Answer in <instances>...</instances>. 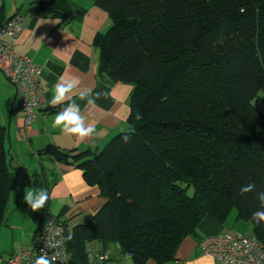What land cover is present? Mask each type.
<instances>
[{"label": "trees", "instance_id": "trees-1", "mask_svg": "<svg viewBox=\"0 0 264 264\" xmlns=\"http://www.w3.org/2000/svg\"><path fill=\"white\" fill-rule=\"evenodd\" d=\"M91 1L111 21L93 42L99 71L131 93L126 129L100 150H44L104 198L85 223L64 220L69 264H88L89 241L114 244L133 264L163 263L203 216L223 222L232 210L264 243V223L252 220L264 193V112L253 104L264 94V0ZM30 11L71 16L66 0ZM6 148L0 124V224L14 187ZM42 183L32 176L33 189Z\"/></svg>", "mask_w": 264, "mask_h": 264}, {"label": "crops", "instance_id": "crops-1", "mask_svg": "<svg viewBox=\"0 0 264 264\" xmlns=\"http://www.w3.org/2000/svg\"><path fill=\"white\" fill-rule=\"evenodd\" d=\"M48 1L51 0H0L2 18L16 15L21 18L22 30L16 52L28 55L40 67L43 94L36 118L25 128L16 98L13 101L15 88L0 71V124L5 127L6 136L9 135L7 148L10 145V171L14 183L0 224V264H5V258L22 247L35 246V234L41 225L40 211L33 212L23 200L24 189L33 188V175L43 181L38 190L46 189L50 193L49 206L54 204L62 208L60 217L70 229L88 221L104 203L97 186L86 183L82 170L44 152L47 146L53 145L66 152L100 150L127 127L131 85L113 81L99 71V51L93 43L95 36L111 23L107 12L91 0H66L71 12L67 22H62V17L55 13L40 16L30 11L36 2ZM61 75L79 78L81 83L72 99L79 104L87 122L96 128L94 137L82 141L52 127L55 114L66 106L50 104L53 86ZM81 91L91 93L95 103L82 100ZM46 214H50L49 211ZM230 214L223 222L210 215L203 216L195 233L181 241L172 260L163 263L148 260L146 264H214L209 255L199 250L198 241L220 234L226 228L247 233L234 228L240 220L236 211L232 219ZM115 260L133 264L130 260Z\"/></svg>", "mask_w": 264, "mask_h": 264}, {"label": "built area", "instance_id": "built-area-1", "mask_svg": "<svg viewBox=\"0 0 264 264\" xmlns=\"http://www.w3.org/2000/svg\"><path fill=\"white\" fill-rule=\"evenodd\" d=\"M22 30L21 18L0 15V71L15 88L16 106L28 128L36 118L43 94L39 81L40 67L28 55L16 52ZM60 241L54 248H46L49 238ZM35 246L22 247L5 258V264H34L35 259L48 253L55 257L53 264H69L70 256L65 242V223L57 216L46 214L35 234ZM199 250L209 255L214 264H264V243L253 235L226 228L222 233L202 237ZM88 264H126L111 257L109 249L98 241L86 243Z\"/></svg>", "mask_w": 264, "mask_h": 264}, {"label": "clouds", "instance_id": "clouds-1", "mask_svg": "<svg viewBox=\"0 0 264 264\" xmlns=\"http://www.w3.org/2000/svg\"><path fill=\"white\" fill-rule=\"evenodd\" d=\"M243 11L244 9H241V12ZM80 83L79 78L75 76L65 78V76L61 75L57 83L53 86V95L50 104L54 107L66 104L60 112L55 114L52 127L59 128L64 134L74 136L83 141L97 135V131L94 125L87 122L86 117L81 113L79 104L72 99ZM79 95L82 100L87 99L89 104L95 103L91 93L81 91ZM123 139L127 142L128 137L125 136ZM254 188V183L247 184L241 187L240 193L244 195L245 193L252 192ZM49 199L50 193L46 189H40L38 191L33 188L24 189L23 200L33 212L42 210ZM258 199L261 207L260 210L252 213V220L256 224H262L264 223V193H259ZM59 243L60 241L56 240L54 235L49 238L45 247L51 249L58 246ZM54 259L55 257L49 259L48 253L42 251V254L35 259L34 264H53Z\"/></svg>", "mask_w": 264, "mask_h": 264}, {"label": "rangeland", "instance_id": "rangeland-1", "mask_svg": "<svg viewBox=\"0 0 264 264\" xmlns=\"http://www.w3.org/2000/svg\"><path fill=\"white\" fill-rule=\"evenodd\" d=\"M253 104L259 109L261 110L262 112H264V94H260L258 95L254 100H253ZM59 209V210H58ZM62 208H59L58 206H55L54 204H52L51 206H49V213L50 214H53V215H57L59 214V212L61 211ZM234 212L235 210H232L231 211V214L229 216L230 219L234 218ZM229 219V220H230ZM74 223V220L73 221H70L69 224L70 225H73ZM237 227H234V228H240L241 230L243 231H246L248 234L251 235V225L249 222H246V221H243V220H238V224L236 225ZM237 231V230H235ZM243 233V232H242ZM245 233V232H244ZM109 251H110V254L111 256L114 258V259H120L119 257L116 256V250H115V245L114 244H110L108 246ZM123 260H128L126 258H124ZM128 264H131L129 261H127Z\"/></svg>", "mask_w": 264, "mask_h": 264}, {"label": "water", "instance_id": "water-1", "mask_svg": "<svg viewBox=\"0 0 264 264\" xmlns=\"http://www.w3.org/2000/svg\"><path fill=\"white\" fill-rule=\"evenodd\" d=\"M15 98H16V93H15V95H14V98H13V101L15 100ZM12 108H13V104L11 105V107H10V113L12 112ZM7 138H8V140H9V135L7 134ZM9 149H10V145H9V147L7 148V150H6V152L9 154ZM8 164H9V166H11V157H9V159H8Z\"/></svg>", "mask_w": 264, "mask_h": 264}]
</instances>
